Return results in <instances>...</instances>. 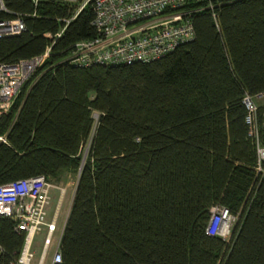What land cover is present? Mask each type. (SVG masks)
Segmentation results:
<instances>
[{"label":"trees","instance_id":"16d2710c","mask_svg":"<svg viewBox=\"0 0 264 264\" xmlns=\"http://www.w3.org/2000/svg\"><path fill=\"white\" fill-rule=\"evenodd\" d=\"M208 1L215 18L193 11L192 38L165 55L79 67L64 57L96 34L87 2L0 115V183L77 173L55 264H264V174L241 103L264 91V0ZM2 2L0 18L24 24L0 38L5 62L42 52L77 5ZM255 121L264 145V101ZM214 204L237 216L227 241L205 233ZM13 226L0 216V264L21 246Z\"/></svg>","mask_w":264,"mask_h":264},{"label":"built area","instance_id":"2783aa9c","mask_svg":"<svg viewBox=\"0 0 264 264\" xmlns=\"http://www.w3.org/2000/svg\"><path fill=\"white\" fill-rule=\"evenodd\" d=\"M29 1L35 7L45 0ZM58 1L76 2L77 5L70 17L61 19L64 24L54 34L43 33L50 42L44 46L42 52L11 62L0 61V115L7 113L16 96L23 89H27L41 72L49 68L50 65H47L39 71L49 57L54 39L87 2L92 8L90 23L96 34L74 42L64 57L65 62L79 67L155 60L192 38L190 15L193 11L209 9L215 18L213 4L208 0L195 7L186 5L190 2L199 4L203 0ZM0 12H9L2 0ZM23 30L21 14L14 13L11 18H0V38L17 35ZM256 99H264V91L255 96L243 94L241 103L245 109L247 136L252 138L255 150L254 172L263 175L264 145L260 144L257 135ZM0 142H6L4 134H0ZM53 189L57 191V201L47 219L50 190ZM63 192V187L42 174L0 183V216L10 218L14 222V230L23 234L21 246L9 264H43L46 252L54 242L50 264L60 262L59 239L57 237L53 241V233L56 230L58 204ZM236 219L237 216L225 206L211 205L208 209L205 233L227 241ZM41 230V248L35 257L33 238Z\"/></svg>","mask_w":264,"mask_h":264},{"label":"rangeland","instance_id":"374dc122","mask_svg":"<svg viewBox=\"0 0 264 264\" xmlns=\"http://www.w3.org/2000/svg\"><path fill=\"white\" fill-rule=\"evenodd\" d=\"M264 99H259V100H255V103H261L263 102ZM92 118L95 121L96 119V113L94 112L92 114ZM94 125V123H93ZM92 130H93V126H92ZM92 130L90 131L92 133ZM87 147V142H85V144L83 145L82 149L85 150ZM77 177V173L74 172H70V171H63L59 178L57 180H52L53 183L58 184L59 186L64 188V192L61 195V199L59 200V204H58V213H57V223L61 222L62 218H63V213H65V211L67 210V207L69 205L70 202V198L72 195V191H73V187L75 184V179ZM57 201V193H55L53 190L51 191V198L49 200V204H48V210H47V217L51 214L55 204ZM63 222V220H62ZM63 224V223H61ZM42 234L43 231H39L33 238V250L35 252V257L38 256L40 248H41V238H42ZM59 235V231L56 229L55 232L53 233V241L56 239V237ZM51 252V248H49L47 250V254L44 260L43 264H49V255Z\"/></svg>","mask_w":264,"mask_h":264},{"label":"crops","instance_id":"0c3cea01","mask_svg":"<svg viewBox=\"0 0 264 264\" xmlns=\"http://www.w3.org/2000/svg\"><path fill=\"white\" fill-rule=\"evenodd\" d=\"M51 191L52 190H50V198H51ZM53 191L55 192V193H57V191L56 190H54L53 189ZM73 192V191H72ZM72 196V195H71ZM70 200H71V198H70ZM70 203V202H69ZM68 207H69V205H68ZM68 207H67V210L65 211V213H63V218H62V220H63V222H62V220H61V222H59V223H57V217H56V229L59 231V235L57 236L58 237V239H59V237H60V234H61V228H62V226H63V224H61V223H64V220H65V217H66V214H67V211H68ZM58 213V212H57ZM50 216V215H49ZM49 216L47 217V219L49 218ZM56 237V238H57ZM57 239V240H58ZM55 247V242L54 243H52V245L50 246V248H51V252H52V250H53V248ZM51 252H50V255H49V264H50V256H51Z\"/></svg>","mask_w":264,"mask_h":264}]
</instances>
